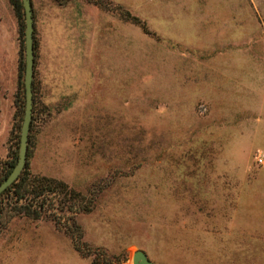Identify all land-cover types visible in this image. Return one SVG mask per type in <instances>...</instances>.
Here are the masks:
<instances>
[{"label": "rangeland", "instance_id": "rangeland-1", "mask_svg": "<svg viewBox=\"0 0 264 264\" xmlns=\"http://www.w3.org/2000/svg\"><path fill=\"white\" fill-rule=\"evenodd\" d=\"M50 1L69 3L58 10L68 41L44 65L34 50L27 171L89 209L57 227L1 216L0 264H132L136 251L153 264H264V165L253 162L264 152V0ZM30 4L43 23L48 1ZM21 32L0 0V167L17 158Z\"/></svg>", "mask_w": 264, "mask_h": 264}, {"label": "trees", "instance_id": "trees-1", "mask_svg": "<svg viewBox=\"0 0 264 264\" xmlns=\"http://www.w3.org/2000/svg\"><path fill=\"white\" fill-rule=\"evenodd\" d=\"M8 2L15 16L17 32L20 36L22 35L21 30L23 27L22 5L20 0H8ZM131 19L135 20L136 18ZM34 48L35 42L33 41V50ZM17 70L19 79V71L21 70L20 57L18 59ZM14 144L16 147V135ZM15 160L16 151L12 152L9 160L1 165L0 181L9 173ZM66 202H69V206L64 209ZM88 209L84 197L78 192H74V190L69 188L64 182L45 176L31 175L27 171V162H25L24 168L17 179L0 193V217L3 215H9L10 217L11 214H16L30 220L49 219L53 222L54 226L57 227L62 218L61 216H63L62 214L65 212L71 211L74 214L85 212ZM67 217L66 220L69 219V223H71L70 225H72L75 235L65 228L63 229V232L68 235L72 241L73 247L79 251V248H77V242L81 238L80 229L75 224L72 217Z\"/></svg>", "mask_w": 264, "mask_h": 264}, {"label": "water", "instance_id": "water-1", "mask_svg": "<svg viewBox=\"0 0 264 264\" xmlns=\"http://www.w3.org/2000/svg\"><path fill=\"white\" fill-rule=\"evenodd\" d=\"M23 10V114L19 127L17 158L9 173L0 181V193L10 186L19 176L26 162L27 133L32 106V75L34 63L33 19L30 0H20ZM132 264H153L142 252L136 251L132 256Z\"/></svg>", "mask_w": 264, "mask_h": 264}, {"label": "crops", "instance_id": "crops-1", "mask_svg": "<svg viewBox=\"0 0 264 264\" xmlns=\"http://www.w3.org/2000/svg\"><path fill=\"white\" fill-rule=\"evenodd\" d=\"M47 1H48V7H45L42 13L44 17L43 23L39 22V24L37 25L36 22L33 21V38L35 42L34 50L36 51V57H38V60L40 62L42 61L43 65L46 64L47 55L54 53L53 57L58 56V53L56 52L60 50V46L63 44L64 39L65 42L68 41V37H67L68 33L65 32L64 30L67 31L69 28V21L67 20L65 21L63 20V18L58 19V17L61 16V13L58 12V10H62L65 7L69 6V3L55 4L52 3L50 0ZM50 18L58 19V22L53 23V26L46 25ZM57 25L61 27L59 39H57L58 37L54 38V36L56 35ZM2 31H3L2 33L4 34V29H2ZM63 32L65 33V36H63ZM35 51H34V56H35ZM52 74L54 80L46 79V86L49 85L56 86V84L58 83L57 77L60 76V74H57V71H53ZM43 75L44 77H46L50 75V72L49 73L44 72Z\"/></svg>", "mask_w": 264, "mask_h": 264}, {"label": "built area", "instance_id": "built-area-1", "mask_svg": "<svg viewBox=\"0 0 264 264\" xmlns=\"http://www.w3.org/2000/svg\"><path fill=\"white\" fill-rule=\"evenodd\" d=\"M253 162L256 165H264V152H257L253 155Z\"/></svg>", "mask_w": 264, "mask_h": 264}]
</instances>
